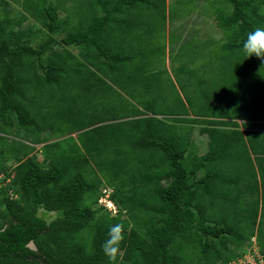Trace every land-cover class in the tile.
I'll return each mask as SVG.
<instances>
[{
    "label": "trees",
    "instance_id": "16d2710c",
    "mask_svg": "<svg viewBox=\"0 0 264 264\" xmlns=\"http://www.w3.org/2000/svg\"><path fill=\"white\" fill-rule=\"evenodd\" d=\"M14 1L21 7L16 11L0 0V264H109L101 245L118 223L125 233L116 264H230L249 251L253 238L264 264V133L221 131L204 117L207 108L198 111L180 95L157 117L162 104L153 95L139 98L136 90L142 95L152 88L149 59L107 45L109 36L129 35V7L145 1L161 10L166 0H87L78 10L86 29L70 32L64 31L68 13H59L68 12L65 0ZM224 3L216 17L225 33L216 48L226 59L218 77L230 78L223 84L237 95L230 97V115L241 117L242 91L258 98L245 83L264 81V62L242 51L247 34L264 27V0ZM26 21L32 24L24 27ZM42 30L48 35L40 40ZM105 84L124 104L106 99ZM119 84L129 87L128 98ZM190 111L205 119L186 117ZM195 131L208 136L203 153ZM245 138L258 164L245 167L253 184L239 179L254 192L243 213L241 194L230 183L243 174L236 160L238 145L249 153ZM64 141L70 158L55 152ZM104 186L118 207L115 215L99 203Z\"/></svg>",
    "mask_w": 264,
    "mask_h": 264
},
{
    "label": "rangeland",
    "instance_id": "374dc122",
    "mask_svg": "<svg viewBox=\"0 0 264 264\" xmlns=\"http://www.w3.org/2000/svg\"><path fill=\"white\" fill-rule=\"evenodd\" d=\"M9 1L10 6L8 9H14L16 11L21 8L14 0ZM95 1L98 2V0ZM65 2L68 7V12L64 8L59 9L61 17H66L67 13L69 16L67 19L68 23L65 26L66 30L64 31L70 32L72 29L74 31L86 29V27L81 25L78 21V10L80 11L81 7L83 11L84 8L87 7V0H65ZM225 4L224 0H169L166 5L164 3L161 10H159L156 4H152L151 7L147 6L145 1L139 2V4L133 7H129L127 10L130 13L128 18L130 19L131 25L129 35L124 37V35L122 36L118 33L114 37L109 36L107 45H111L112 49H116L119 52L122 48H127L129 51L135 52L137 56H146L149 61L155 65V68L158 69V71L155 70V72H153L150 67L151 63L149 64L146 72L152 79V82L150 83L152 88L147 92L144 91L141 95L140 93L143 89L138 87L136 90L139 98H141V96L144 97V94L146 95V98L153 95L152 97L158 99L162 104V106L159 105L156 108L158 109V112L161 113L170 110H165L166 108H170L166 105L172 103V101L179 95L184 99L186 104L192 99V103L198 111H202L205 108H207L205 112L211 114L231 111L230 97L235 100L237 99V95L233 94L230 96V92H228L223 86L224 83L230 84V78L227 80H219L218 74L224 69L222 63L226 59L225 55L223 53L219 54L216 48L225 40V33L220 27H218V20L216 18L219 12V7L221 5L225 6ZM33 23H35L34 27L36 28L40 25V23H36L34 20ZM31 24L32 21H26L24 27H28ZM122 24H125V22H122ZM41 34L43 35L41 36ZM47 35L48 33L43 30L40 31V40H42V38L44 39ZM63 35L64 34H60L59 37ZM120 41L122 43H120ZM33 44H37V40H35ZM78 49L80 50V48ZM74 51L77 54L76 57L82 59V53L80 51L78 53L77 49ZM130 65L132 67L134 66L132 64ZM95 70L101 75L102 72L98 69ZM161 70H164V72L162 73ZM160 72L162 74H160ZM104 76L106 81L111 82L110 79H107V75ZM157 76H160L159 80L157 79ZM123 80L125 83L132 82L125 78H123ZM208 80L214 83L206 84ZM105 85L111 91L110 86H107L108 84ZM120 85L121 84L118 85V88L115 85L114 87L128 98L129 87H126V89ZM207 85L212 87H208ZM134 86L135 85L133 84L131 89L134 88ZM106 87L95 86L99 93H104L103 90L105 91ZM261 87L263 88L261 89ZM244 88L253 90L258 98H254L256 100L254 101L251 95V97H248V95L246 96L242 91V95H239L238 97L240 100L242 99L246 105L245 109H242L244 111L243 114L249 116L250 111L248 110H252V120L255 118L264 120V109L263 111L261 110L264 105V81H248V83H245ZM118 96H115V93L111 91L106 95V99L113 98L112 100L114 101L118 99L115 101L116 104H124L120 101ZM164 98L166 102L163 101ZM208 100L210 101L208 102ZM100 101H97V104H99ZM125 104L128 107V104ZM256 104H258L260 108L257 107ZM208 107H210L209 110ZM180 110H182V108H180ZM151 111H153V109H151ZM189 116L194 117L195 113L190 111ZM186 124L188 123L186 122ZM195 126L196 128L200 127V125ZM199 134L198 131H195L193 136L196 140V145L202 147L199 148L198 151L203 152L205 150L203 144H207L205 139L206 135ZM73 135H75V133ZM75 136L78 138V135ZM75 136L73 137L76 140ZM72 142L73 140H70V143ZM63 144L64 146L62 147H56L55 152L56 154L58 152L60 154L65 152V155H68V158H70L72 151L69 149V144L66 141H64ZM41 146L42 144L37 145L38 149H40ZM238 146L239 159L236 160V162L239 168L236 171L243 174L236 177V182L230 183V187L233 186L235 192L241 194V199L238 197L240 199L238 205L240 206V210H243V213H245L247 210L246 204L254 197V192H250L247 186L240 184L244 183V181L240 182L239 179L245 177L250 184H253L256 179L253 177L251 170L245 169V167L251 165V162L248 160L250 162L249 164L247 161V149L242 145ZM59 153L57 154L58 156ZM15 164V162H12V167ZM62 165L66 166L69 164L63 162ZM242 165L244 167H242ZM165 184H167V182H165ZM104 187H102L103 190H105ZM224 187L228 188L229 185L226 184ZM106 189L108 190L106 193L108 195L111 189ZM229 190L225 193L230 192ZM100 201L102 204L104 203L103 205H106L107 203L106 197H101ZM109 205L110 207L106 206V208L111 211L112 215H115L118 207L116 206V210V207L113 206L112 203L109 202ZM30 245L31 247L36 248L34 243H30ZM248 247L249 251H247L241 259L238 261H232L230 264H260L262 257L258 252L259 249L254 238ZM253 249L255 254L251 253V250Z\"/></svg>",
    "mask_w": 264,
    "mask_h": 264
},
{
    "label": "clouds",
    "instance_id": "9594fccd",
    "mask_svg": "<svg viewBox=\"0 0 264 264\" xmlns=\"http://www.w3.org/2000/svg\"><path fill=\"white\" fill-rule=\"evenodd\" d=\"M242 51L244 52L247 58L255 57L258 60H261L262 62H264V27H257L247 34V38L244 40L243 45H242ZM155 115L162 119L164 117V115H162L161 113H158ZM189 115L190 113L187 114L186 117L189 118L190 117ZM195 117L199 118L196 115L194 116V118ZM106 188H109V187H104L105 189L104 193L108 192ZM109 193L108 195L104 194L103 196H101V197H106L107 199L106 201L107 203L105 206L110 207L109 205V202H110L112 203L113 206L116 207L117 205L109 198ZM100 200L101 198L99 199V203L103 205L104 203L102 204ZM116 210H117V207H116ZM124 233H125V228L122 223L111 225L108 229L107 238L102 243L101 249L104 255L108 258L109 264H116V261L121 253V244L124 241ZM30 243H34V242L32 241Z\"/></svg>",
    "mask_w": 264,
    "mask_h": 264
},
{
    "label": "crops",
    "instance_id": "0c3cea01",
    "mask_svg": "<svg viewBox=\"0 0 264 264\" xmlns=\"http://www.w3.org/2000/svg\"><path fill=\"white\" fill-rule=\"evenodd\" d=\"M168 1L169 0H166V4L168 3ZM172 93H173V91H172ZM257 107H259L258 104H257ZM263 107H264V105L262 106V109H261L262 111L264 109ZM161 114L166 116V114H163V113H161ZM232 116H233V114H232ZM232 116L230 115V111L218 112L216 114L208 113L207 115H204V117L206 119L213 120L215 122V126L221 131L222 130H229L231 128L236 127V128H240L241 131H243V132H245L246 130H250V131H258V132L264 133V120H260V119H256V118L254 120H252V119H248L246 116H241V117H232ZM204 117H199V118L205 119ZM230 122H234L235 126L230 125ZM247 123H250V126H248ZM252 124H260V125L258 127H256V126H252ZM198 134L201 135L202 133L198 132ZM202 135H206V134H202ZM205 137L204 138L206 139L207 144L206 145H205V143L203 144V147H205V150L203 152H205L207 150V147H208V136L206 135ZM245 142L248 145V139L247 138H245ZM196 148L198 150L199 148H202V147L196 145ZM248 150H249V153H247L248 160H250L253 168L254 167L256 168L257 164H258V161H257L258 152H256V151L253 152L250 145H248ZM203 152L200 151V153H203ZM244 180H246L245 177H244ZM241 181H243V179H241Z\"/></svg>",
    "mask_w": 264,
    "mask_h": 264
},
{
    "label": "built area",
    "instance_id": "2783aa9c",
    "mask_svg": "<svg viewBox=\"0 0 264 264\" xmlns=\"http://www.w3.org/2000/svg\"><path fill=\"white\" fill-rule=\"evenodd\" d=\"M261 261H262V258H261ZM263 262V261H262Z\"/></svg>",
    "mask_w": 264,
    "mask_h": 264
}]
</instances>
